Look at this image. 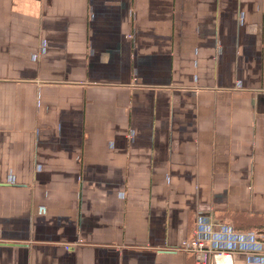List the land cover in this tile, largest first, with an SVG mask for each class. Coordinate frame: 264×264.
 Listing matches in <instances>:
<instances>
[{"label":"crops","instance_id":"crops-1","mask_svg":"<svg viewBox=\"0 0 264 264\" xmlns=\"http://www.w3.org/2000/svg\"><path fill=\"white\" fill-rule=\"evenodd\" d=\"M264 264V0H0V264Z\"/></svg>","mask_w":264,"mask_h":264},{"label":"built area","instance_id":"built-area-1","mask_svg":"<svg viewBox=\"0 0 264 264\" xmlns=\"http://www.w3.org/2000/svg\"><path fill=\"white\" fill-rule=\"evenodd\" d=\"M215 224L226 229L229 228L227 227L229 226L227 223H215L213 220H209L207 228L200 229V223H197L192 237L183 243L181 249L193 256L195 264H220V260L225 256L228 258L230 264H238L239 256L235 251L212 247V242L215 240L217 233L212 228Z\"/></svg>","mask_w":264,"mask_h":264},{"label":"bare ground","instance_id":"bare-ground-1","mask_svg":"<svg viewBox=\"0 0 264 264\" xmlns=\"http://www.w3.org/2000/svg\"><path fill=\"white\" fill-rule=\"evenodd\" d=\"M220 264H230L228 258L225 256L222 260H220Z\"/></svg>","mask_w":264,"mask_h":264}]
</instances>
